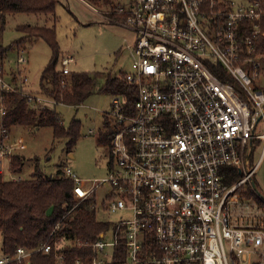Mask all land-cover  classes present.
<instances>
[{"label":"built area","instance_id":"built-area-1","mask_svg":"<svg viewBox=\"0 0 264 264\" xmlns=\"http://www.w3.org/2000/svg\"><path fill=\"white\" fill-rule=\"evenodd\" d=\"M100 12L134 33L128 44L134 69L123 75L137 94L132 105L112 95L105 112L114 129L108 173L84 180L63 168L75 182L77 202L68 212L90 199L100 218V212L120 213L105 220L111 227L90 244L88 264H108L115 251L124 256L118 264H264V194L255 191L264 159V88L254 81L258 70L246 65L257 58L250 57L245 23L261 18L259 2L128 0ZM26 53L24 47L18 53L19 71L28 62ZM73 60L62 57V74L71 73ZM3 69L0 172L20 179L9 171L10 157L27 144L20 132L3 125L5 94L19 92L40 102L44 97L24 91L27 75L19 84L7 80ZM229 167L242 174L231 184ZM105 185L110 190L99 200L97 191ZM249 188L255 193L248 195ZM126 210L130 218L121 214ZM61 246L62 240L20 246L15 253L0 252V264L29 262L35 251L52 249L57 264H65Z\"/></svg>","mask_w":264,"mask_h":264},{"label":"trees","instance_id":"trees-1","mask_svg":"<svg viewBox=\"0 0 264 264\" xmlns=\"http://www.w3.org/2000/svg\"><path fill=\"white\" fill-rule=\"evenodd\" d=\"M100 9L116 8L115 0H84ZM260 4L262 15L260 19L245 22L250 29L249 35L253 49L250 57L264 59V0H252ZM59 0H0L1 30L8 14L37 13L52 15L54 24H19L17 29L21 33L15 42L25 47L27 43L39 38L47 41L51 48V57L44 68L39 92L51 100L40 102L28 100V97L19 92H8L3 102L6 114L3 117L5 128L12 130L24 127L35 131L41 127H50L54 139H65L68 151H71L81 136L80 120L73 119L67 127L56 109L60 103L82 104L95 92H105L111 95H121L127 104H133L137 88L129 82L123 73L111 71H73L64 75L57 70L56 65L60 55V46L56 32V6ZM121 17V15H118ZM256 26L259 28L257 32ZM9 45L0 42V54H5ZM246 65L258 70L255 61H246ZM224 78V77H223ZM231 80L230 78H226ZM101 80L104 82L100 86ZM238 88V84H234ZM239 89V88H238ZM105 126L108 130L101 133L99 140L105 144L112 141L114 129L105 114ZM9 171L19 173L25 165V157L15 153L10 157ZM64 167V166H63ZM59 165L54 174H45L39 162L28 178L8 179L5 173L0 172V233L2 236V252L15 253L17 248L24 246L34 248L49 240L52 244L62 240L60 252L65 254V264H88L93 258L92 242L100 238L102 232L111 227L110 221L100 218L97 208L88 199L82 201L70 212L77 200L74 196V180L69 177ZM231 174L227 181L231 184L239 180L242 174L235 168L229 167ZM8 172V171H7ZM261 192L259 187L255 189ZM249 188L247 194H254ZM67 204L64 206V204ZM118 249V248H117ZM56 251H35L29 262L12 261L7 264H57ZM124 256L116 255L109 259L108 264H118Z\"/></svg>","mask_w":264,"mask_h":264},{"label":"rangeland","instance_id":"rangeland-1","mask_svg":"<svg viewBox=\"0 0 264 264\" xmlns=\"http://www.w3.org/2000/svg\"><path fill=\"white\" fill-rule=\"evenodd\" d=\"M115 1L118 3L128 0ZM56 15L57 40L60 46L57 70L62 69V57L72 55L75 60L68 65L71 72L111 71L112 73H124L133 71V59L128 48V44L134 39L132 30L119 23L106 21L100 9L96 11L82 0H59L56 6ZM23 23L51 26L54 24V17L24 12L15 15L8 14L4 30H1L2 23L0 21V42L4 45L10 44V49L5 54H0V65L4 66L3 73L7 80L14 79L20 84V78L27 75L28 83L23 86L24 91L34 95L38 94L39 97H44L43 101L46 102L49 98L39 92L40 79L50 60L52 50L43 38L27 43L24 48L27 50L28 62L19 71L16 63L22 46H18L20 44L15 40L21 36L17 27ZM256 62L259 63V68L254 81L258 86L264 88V59L259 56ZM103 82L101 80L100 86ZM111 102V94L95 92L82 104L60 103L56 106L65 126L68 127L73 119L80 120L82 123V134L71 151H68L65 139H54L50 127H41L35 131L24 127L13 128L12 132H20L27 144L25 149L16 152L25 157V165L21 172L16 173L17 176L30 177L38 162L42 171L47 175L54 174L59 165H62V167H70L84 180L105 176L109 171V144L101 142L99 137L103 131L108 130L105 126V112L111 109ZM109 121L113 123L112 116H109ZM260 152L261 148L255 150L252 157L253 164L257 161ZM6 167H8V163H6ZM5 175L9 177L7 171ZM255 179L264 194V159L258 168ZM109 190L110 186L107 185L99 188L97 191L99 200L103 199ZM256 200L259 201V198L256 197ZM121 214H124L125 218L131 217L130 210ZM100 215L103 220H115L120 217V213L100 212ZM1 248L2 236L0 233V252H2Z\"/></svg>","mask_w":264,"mask_h":264},{"label":"crops","instance_id":"crops-1","mask_svg":"<svg viewBox=\"0 0 264 264\" xmlns=\"http://www.w3.org/2000/svg\"><path fill=\"white\" fill-rule=\"evenodd\" d=\"M84 3H86V4H88V5H92V4H90V3H87V2H85L84 0H82ZM46 102H49V101H46Z\"/></svg>","mask_w":264,"mask_h":264}]
</instances>
